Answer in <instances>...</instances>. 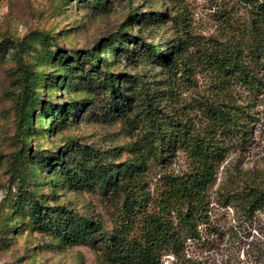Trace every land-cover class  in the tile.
<instances>
[{"label":"rangeland","instance_id":"374dc122","mask_svg":"<svg viewBox=\"0 0 264 264\" xmlns=\"http://www.w3.org/2000/svg\"><path fill=\"white\" fill-rule=\"evenodd\" d=\"M100 1L0 0V264H108L98 241L116 227L121 202L91 171L94 165L123 167L138 156L135 144L148 130L139 105L140 83L160 99L162 120L175 114L198 133L208 129L206 101L226 112L240 106L249 113L244 141L216 134L224 151L206 192L208 223L198 226L200 240H187L178 257L162 256L159 264H264V210L249 215L231 202L249 187L264 189V92L255 95L232 77L229 66L219 68L221 59L232 55L264 83V69L248 52L252 7L264 0ZM130 36L137 39L128 42ZM149 46L169 49L175 68L187 69L190 80L172 74L174 96L171 63L153 60ZM57 51L77 53L85 72L75 78L57 61ZM92 56L103 60L102 71L122 76L117 85L127 87L123 92L131 104L121 116L108 115L104 98L88 87ZM33 90L40 104L32 101ZM71 101L76 108L54 128L42 107ZM65 150L68 176L76 173L81 185L65 181L60 166L41 165ZM144 162L147 208L155 212L161 179L190 173L193 163L180 149L166 167L146 152ZM31 194L60 213L54 224L87 219L99 223L100 232L87 242L63 241L54 230L33 223Z\"/></svg>","mask_w":264,"mask_h":264},{"label":"trees","instance_id":"16d2710c","mask_svg":"<svg viewBox=\"0 0 264 264\" xmlns=\"http://www.w3.org/2000/svg\"><path fill=\"white\" fill-rule=\"evenodd\" d=\"M94 1H97L96 4H101L100 0ZM252 12L251 45L248 52L250 59L264 69V4L254 5ZM136 39L135 36L126 38L128 42H134ZM117 42L121 44L122 41L117 39ZM148 51L153 60L160 64L171 63L172 59L168 60L171 58L169 49L149 46ZM55 56L57 61L70 70L75 78H79L80 74L85 72L83 62H80L77 53L66 55L62 51H57ZM89 58L90 67L87 72L91 73L92 77L87 82L88 87L96 90L104 98L108 115L121 116L131 104L130 97L123 92L127 87L121 90L117 85L122 76L114 75L106 69L102 71L99 68V63L103 61L101 58L95 59L93 56ZM221 60L219 68H223V65L229 66L228 70L233 73L232 77L249 85L255 95L264 92V83H260L259 79L252 75L251 68L246 67L241 59L231 55L230 58L224 57ZM175 64H170L172 67L168 75L172 96H174L172 74L176 76V73H180L182 78L190 80L187 69L175 68ZM76 72H79L77 76ZM139 85V105L148 122V130L144 133L139 146L135 144L138 156L123 167L118 165L107 169L94 165L91 171L92 177L98 180L102 188L106 191L114 189L112 194L117 195L121 202L116 227L107 238L98 241V250L108 264H159L162 256L178 257L183 252V245L187 240H200L198 226L208 223L205 213L206 192L213 180L214 165L221 159L224 151L217 145L216 134L219 132L237 136L244 141L249 132L245 121L249 113L242 107L237 106L234 112H226L207 101L203 105V116L206 118L208 128L204 134L196 132L190 122L175 114L168 113L162 120L158 112L160 99H155L153 94L147 93L142 83ZM21 89L20 92L26 90L25 87ZM31 93H33L32 101L40 104L37 93L34 90ZM151 99L153 105L148 103ZM76 105L77 102L71 101L59 106L51 104L42 107L41 110L45 109L46 116L55 122L53 124L55 128L65 122ZM23 125L26 127L25 131H28L31 128V121ZM178 149L185 152L192 160L191 171L180 177L166 175L161 179L159 207L157 211L151 212L147 208L150 197L143 177L146 169L144 152L157 164L166 167L172 162ZM25 150L28 152L30 146H26ZM66 152L67 150L63 151L61 157L59 154H52L49 158L42 159L41 165L48 166L49 163V166H60L64 175L68 176V169L64 167ZM97 161L98 159H95L93 162ZM65 181L72 185H81L83 179L77 177L75 173L68 176ZM48 187L52 188V185ZM28 197L33 223L43 224L46 231L54 230L63 241L72 244L87 242L101 230L99 223L87 219L62 221L60 225L54 224L56 215L59 216L60 213L48 205H43L44 203H39L32 194ZM231 202L243 213L249 215L264 210V189L249 187L232 196Z\"/></svg>","mask_w":264,"mask_h":264}]
</instances>
